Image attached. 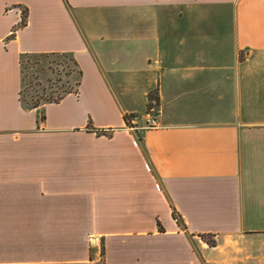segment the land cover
<instances>
[{
  "label": "crops",
  "instance_id": "obj_1",
  "mask_svg": "<svg viewBox=\"0 0 264 264\" xmlns=\"http://www.w3.org/2000/svg\"><path fill=\"white\" fill-rule=\"evenodd\" d=\"M99 260L264 264V0H0V264Z\"/></svg>",
  "mask_w": 264,
  "mask_h": 264
},
{
  "label": "trees",
  "instance_id": "obj_2",
  "mask_svg": "<svg viewBox=\"0 0 264 264\" xmlns=\"http://www.w3.org/2000/svg\"><path fill=\"white\" fill-rule=\"evenodd\" d=\"M24 23L25 18L22 17L20 25H24ZM31 56L33 55L24 56L23 58H29ZM35 56L45 57L49 59L47 60V65L43 64L42 66H39V68L34 66L33 64H28L25 67V61L23 60V58L21 60L23 79L21 97L29 106H37L41 102H57L66 93L77 92L82 72L76 59L70 53L52 52L42 53ZM53 65L56 66V74H58L59 76L52 79L49 75H46L45 79H42L43 75L41 73L45 71L52 72ZM65 65L68 67V69L64 68ZM59 67H62V70H60ZM28 73H30L31 78H29ZM61 77H63L62 79H64L65 83L68 85L63 84L59 86L60 84H58V82L62 81ZM27 78H29V81L26 83ZM49 88L50 90L48 91ZM55 88L58 90L54 91ZM25 89L27 91L30 90L29 99H26L24 97ZM46 93H48L47 96L45 95ZM176 219L179 222L181 221L178 216H176ZM204 237L206 238L208 244L214 245L215 240L212 237L206 235H204Z\"/></svg>",
  "mask_w": 264,
  "mask_h": 264
},
{
  "label": "rangeland",
  "instance_id": "obj_3",
  "mask_svg": "<svg viewBox=\"0 0 264 264\" xmlns=\"http://www.w3.org/2000/svg\"><path fill=\"white\" fill-rule=\"evenodd\" d=\"M49 58H45V57H36V56H31V57H29V58H23V60L25 61V67H26V65H28V64H33L34 66H36V67H38L39 68V66H42L43 64L44 65H47V63H48V60ZM26 61H28V62H26ZM27 63V64H26ZM65 69H68V67L65 65V67H64ZM26 69V68H25ZM59 69L60 70H62V67H59ZM37 70V69H36ZM52 72L51 71H45V72H42L41 74L43 75V77H45L46 75L48 76H50V78H55V77H58L59 75L58 74H56V66L55 65H53V68H52ZM30 72V71H29ZM28 76H29V78H31V75H30V73H28ZM62 76H63V74H62ZM29 78H27V80H26V83L29 81ZM63 77H61V80L62 81H59L58 82V84H60L59 86H61V85H63V84H65V85H68V84H66L65 83V81H64V79H62ZM64 78H65V76H64ZM27 88V87H26ZM50 90V88L48 89V91ZM55 90H58V89H54V91ZM29 92V93H28ZM29 95H30V90H26L25 89V92H24V97L26 98V99H29ZM46 96L48 95V93H46L45 94ZM55 95V94H54Z\"/></svg>",
  "mask_w": 264,
  "mask_h": 264
},
{
  "label": "built area",
  "instance_id": "obj_4",
  "mask_svg": "<svg viewBox=\"0 0 264 264\" xmlns=\"http://www.w3.org/2000/svg\"><path fill=\"white\" fill-rule=\"evenodd\" d=\"M146 125L148 127H156L155 119H147L146 120ZM89 241H90L91 244L97 245L99 243V238L97 236H95V235H90L89 236ZM99 264H103V261L99 260Z\"/></svg>",
  "mask_w": 264,
  "mask_h": 264
}]
</instances>
